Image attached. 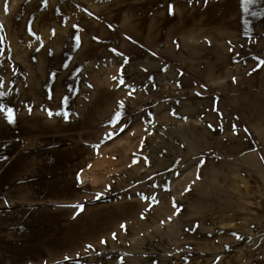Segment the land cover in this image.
Returning <instances> with one entry per match:
<instances>
[{
    "label": "rangeland",
    "instance_id": "rangeland-1",
    "mask_svg": "<svg viewBox=\"0 0 264 264\" xmlns=\"http://www.w3.org/2000/svg\"><path fill=\"white\" fill-rule=\"evenodd\" d=\"M263 8L0 0V264H264Z\"/></svg>",
    "mask_w": 264,
    "mask_h": 264
},
{
    "label": "bare ground",
    "instance_id": "bare-ground-1",
    "mask_svg": "<svg viewBox=\"0 0 264 264\" xmlns=\"http://www.w3.org/2000/svg\"><path fill=\"white\" fill-rule=\"evenodd\" d=\"M51 1H53V0H51ZM89 1H91V0H84L85 3L89 2ZM96 1L97 0H93V4H96ZM137 1H139V0H137ZM97 5L100 6V3L98 2ZM255 9L259 10L261 8L255 7ZM263 10H264V8H263ZM96 11H97V13H108V12L112 11V9L109 5V6L97 8ZM88 12H90V11H88ZM125 14H128V11H125ZM125 14H123L122 16H124ZM80 19H81L80 17L77 18V20L75 22L76 24L73 27L76 37L77 36L79 37V41L75 40L74 44L72 45V50H74V48L77 47V44H80L82 42L81 35L79 32L82 27L78 23L80 21ZM192 26L197 29V23L193 24ZM195 30L192 31L191 37H192L193 41L198 42L199 39L197 40ZM172 33H173V31L171 32V34ZM182 33H184L183 29H177L174 32L175 35H181ZM72 35H73V31H71V36ZM169 36H170V34H169ZM89 47H92V44L87 43V45H84L83 51H87ZM70 53L72 54L71 50L66 52L67 55H69ZM103 54H105V53H103ZM82 63H84V60L82 61ZM78 66L80 67V65H78ZM215 132H216V130H215ZM239 136H240L239 134H236L235 138H238ZM211 139H212V137L205 141L206 146L209 144ZM109 161H110V159H109ZM82 164H83V166H86L88 168V167L92 166L93 163L91 162L90 159L86 158V159L82 160ZM160 215L161 214L157 215L155 213L150 214L149 218L148 217L146 218V222H147V220H148V222L145 223V225H147V226L154 225L157 222V219L160 217ZM123 216H127V213L125 211H123L122 213H118V208H114V209L106 208V209L97 210L94 214L87 215L80 220L81 223H80L79 229L78 230L76 229L71 233V235L73 236L72 240H74V239L77 240L78 238H92V237H94L96 234V228L103 221L107 226L110 227V229H112L114 227V224L110 220L114 219L116 221L117 218L121 219V218H123ZM69 243L70 242L67 239L63 245L65 246Z\"/></svg>",
    "mask_w": 264,
    "mask_h": 264
},
{
    "label": "snow or ice",
    "instance_id": "snow-or-ice-1",
    "mask_svg": "<svg viewBox=\"0 0 264 264\" xmlns=\"http://www.w3.org/2000/svg\"><path fill=\"white\" fill-rule=\"evenodd\" d=\"M248 3H249V0H244L245 8L247 7V4ZM5 10H7V5L5 7ZM170 14H174V10L171 7H170ZM2 27H3V24L0 23V28H2ZM76 39H77V41H79V37L78 36L76 37ZM113 51H115V50H113ZM261 64H264V60L261 61ZM113 79L115 80V79H117V77L114 76ZM119 82L121 84L124 83L123 79H120ZM0 95H4V93H0ZM65 102H66V98H65ZM123 106H124L123 105V101H121L120 102V107L123 108ZM0 111H6V113H7V117L6 118H7V121L9 123H14L15 122V112H14V109H12V108H6L4 106H0ZM56 114H63L66 119L68 118V115H69L68 113H56ZM49 115L51 116V115H53V113L51 111H49ZM122 115H123L122 111H117L116 112V114H115V122L116 123H119L120 122ZM120 130L123 131L124 129L121 128ZM109 135H111V134H109ZM100 195H103V194L101 193ZM97 198L99 199L100 197L98 196ZM145 199H151L154 202H158V201L155 200V197H151V198L145 197ZM74 207H78L81 210H83V205H74ZM174 207H176L175 202H174ZM121 228L124 229V230H126V224H122L121 225ZM113 236H115V233L113 234ZM102 242H106V241H102ZM89 247H91V245H89Z\"/></svg>",
    "mask_w": 264,
    "mask_h": 264
}]
</instances>
